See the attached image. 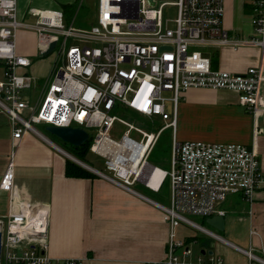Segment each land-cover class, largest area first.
I'll return each instance as SVG.
<instances>
[{"label":"built area","instance_id":"1","mask_svg":"<svg viewBox=\"0 0 264 264\" xmlns=\"http://www.w3.org/2000/svg\"><path fill=\"white\" fill-rule=\"evenodd\" d=\"M19 1L0 0V112L10 118L12 138L34 133L68 157L35 124L79 127L89 136L92 131L89 150L104 159L110 173L88 165L98 176L131 191L137 182L152 189L169 182V204H158L171 228L168 251L154 264H230L216 254L198 256L195 262L181 258L191 250L172 229L185 224L227 242L190 216L224 215L219 205L234 193L252 199L264 179L260 157L241 142L179 141L178 107L189 89L230 91L258 131V119L264 121V0H245L248 33L223 27L224 0H97L93 21L84 28L68 25L62 9L35 7L27 11L35 18L28 24L19 14ZM20 28L36 32L40 55L55 42L49 53L51 73L32 101L24 95L35 80L28 72L31 60L15 46ZM244 50L253 52L248 65L223 66L225 51ZM132 114L152 125L155 117L164 123L145 130L129 121L135 120ZM117 121L127 126L119 140L110 135ZM165 128L172 131L169 169L148 161ZM156 169L162 176L152 187ZM16 188L10 162L0 179V189L10 195L6 218L0 219V264H81V259L52 258L45 252L48 207L24 199ZM227 243L247 255V264H264L263 257Z\"/></svg>","mask_w":264,"mask_h":264},{"label":"crops","instance_id":"2","mask_svg":"<svg viewBox=\"0 0 264 264\" xmlns=\"http://www.w3.org/2000/svg\"><path fill=\"white\" fill-rule=\"evenodd\" d=\"M75 1L20 0L19 14L23 21L33 24L35 18L27 14L30 7L62 9L63 4ZM225 2L226 6L234 8L238 3L241 13L246 9L248 11L245 0ZM65 21L67 23L66 19ZM225 25L229 27L232 22L228 19ZM15 46L18 54L31 60L28 72L35 80L24 95L32 101L37 98L42 83L51 73L53 56L39 54L36 32L30 28H20L16 32ZM248 51L230 53L237 56L238 67L235 68L242 69L251 62ZM222 64L225 67L224 60ZM2 78L3 66L0 63V80ZM219 91L224 90L189 89L184 98L189 102L216 104ZM238 106L239 116L249 129H245L242 141L230 142H241L253 147L259 154L264 175V121L262 118L258 119L256 132L254 118L239 104ZM67 158L34 133H25L21 139L14 140L10 118L5 112H0V179L7 165L12 162L13 180L18 194L29 201L47 205L48 247L45 252L50 257L81 259V264H154L164 259L171 228L158 206L169 204L168 188L164 192V187L161 186L163 182L157 189L137 182L152 193V197L143 189L133 188L131 191L97 174L96 177H69L65 174ZM9 204V192L0 189V219L6 218ZM219 207L225 213L222 231L207 222L204 224V217L197 216L194 221L222 236L227 242L264 258V179L257 186L252 199H247L241 193H234ZM172 230L174 237L183 240L185 247L191 250L189 256L183 257L182 248L176 249L177 254L185 260L195 262L198 256L216 254L230 264L248 263L244 252L195 227L178 224Z\"/></svg>","mask_w":264,"mask_h":264},{"label":"rangeland","instance_id":"3","mask_svg":"<svg viewBox=\"0 0 264 264\" xmlns=\"http://www.w3.org/2000/svg\"><path fill=\"white\" fill-rule=\"evenodd\" d=\"M77 6L79 12L75 14V17L72 18L68 25L72 24L73 26L79 28L89 26L90 21H92L93 17L95 16L97 0H78ZM247 17L248 11L241 13L238 7V3L235 4L234 8L232 6H226V2L224 0L223 27L230 33H248L250 30V26L247 23ZM228 19L232 22V25L226 27L225 23ZM251 53L253 52L248 51L247 54ZM222 59L224 60V65L226 68L238 67L237 56L231 55L229 51L224 52ZM218 95V101L216 104H211L207 102H189L186 98L180 100L177 121L178 139L204 141H242L241 136H243V134L245 133L247 123H245L243 118L239 116L240 111L238 109L239 106L237 104L236 96L231 92H227L225 90L219 91ZM121 116L128 119V116L126 114H123ZM153 120L154 125H152L150 121H145L144 118H135V120H131V118L129 119V121H131L136 126H139L145 130L153 131L157 130L164 123V121L161 120L159 117H155ZM45 126L46 125L44 124H35V127L40 132L47 135L51 139L54 138V135L50 134L45 129ZM126 129L127 126L117 121L113 125L110 135L113 138L119 140ZM89 132L90 135H93L92 131ZM130 134L132 137L139 138V134H137L135 131H132ZM171 135L172 131L170 128H165L161 132V135L159 136L155 147L151 151L152 154L148 158L149 162L153 164H158L161 168H170L169 152L171 148ZM55 141L58 144L63 145L61 140ZM63 146L65 147L66 145ZM65 148L69 150V146H66ZM82 162L94 167L97 170L110 174L105 167L104 159L93 151L88 150L84 157V161ZM132 187L135 189H143L147 192V194L150 193L138 183H136ZM167 188L169 193L168 181L164 186V192L167 190ZM150 196L153 197V194L150 193ZM190 218L196 220L197 216H190Z\"/></svg>","mask_w":264,"mask_h":264},{"label":"trees","instance_id":"4","mask_svg":"<svg viewBox=\"0 0 264 264\" xmlns=\"http://www.w3.org/2000/svg\"><path fill=\"white\" fill-rule=\"evenodd\" d=\"M77 4H78V0H76L75 2L70 3V4H63L62 5L64 17L67 20V23H69L72 20V18L75 17V14L77 12H79ZM246 11H247V9H246ZM132 115L135 118H138V119L139 118H144V117L138 116L136 114H132ZM144 119H145V121L148 122L147 118H144ZM51 140H53L54 142H56L55 140H59L60 141V139L55 137V136ZM92 140H93V136L90 135L89 138L80 146H75V145H72L70 143L68 144L67 142L61 141L63 145L69 146V150L65 148L66 146L64 147L63 145H60V144L59 145L63 149H65L66 151L71 153L73 156H75L76 158L84 161V157H85L86 153L88 152V150L90 148ZM151 154H152V152L150 153L149 156H151ZM155 165L159 166L158 164H155ZM65 174H66V176H69V177H96V174L94 172L82 167L80 164L76 163L75 161H73V160H71L69 158L66 159ZM167 181L168 180L165 179L161 186L164 187ZM206 218L207 217H204V219H203V223L204 224H206Z\"/></svg>","mask_w":264,"mask_h":264},{"label":"water","instance_id":"5","mask_svg":"<svg viewBox=\"0 0 264 264\" xmlns=\"http://www.w3.org/2000/svg\"><path fill=\"white\" fill-rule=\"evenodd\" d=\"M54 45H55V42H52L49 49L45 51L43 55H48L50 51L53 49ZM45 129L50 134L59 138L61 141L68 142L75 146L82 145L89 138L88 132L85 129L79 128V127L55 126L52 124H48L45 126ZM68 158L82 165L86 169L94 172V170L91 167H89L84 162L80 161L78 158L70 154L68 155ZM206 222L208 223V225L214 227L215 229L219 231H222L224 229V216L223 215H213L211 217H207ZM1 238H2V234L0 232V258H1Z\"/></svg>","mask_w":264,"mask_h":264},{"label":"bare ground","instance_id":"6","mask_svg":"<svg viewBox=\"0 0 264 264\" xmlns=\"http://www.w3.org/2000/svg\"><path fill=\"white\" fill-rule=\"evenodd\" d=\"M161 176H162V171L160 169H156L154 174H153V177L151 179V182H150L152 187H156L157 186L158 181L160 180Z\"/></svg>","mask_w":264,"mask_h":264}]
</instances>
